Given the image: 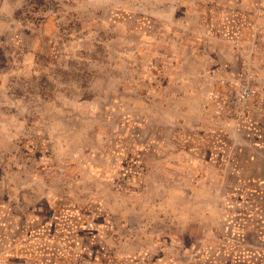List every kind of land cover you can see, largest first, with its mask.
<instances>
[{
    "label": "rangeland",
    "instance_id": "rangeland-1",
    "mask_svg": "<svg viewBox=\"0 0 264 264\" xmlns=\"http://www.w3.org/2000/svg\"><path fill=\"white\" fill-rule=\"evenodd\" d=\"M0 203V264H264V0H0Z\"/></svg>",
    "mask_w": 264,
    "mask_h": 264
},
{
    "label": "crops",
    "instance_id": "crops-1",
    "mask_svg": "<svg viewBox=\"0 0 264 264\" xmlns=\"http://www.w3.org/2000/svg\"><path fill=\"white\" fill-rule=\"evenodd\" d=\"M29 227L31 228L32 226L29 225ZM57 229L58 230L54 232V235H49L48 238L49 240H52V242L54 243L52 247L53 250L47 253V255L49 254L51 257L50 259H48L50 261V264H131V263L136 264L140 262L138 258H132L133 259L132 261L126 259L123 260L122 262L121 261L115 262L104 252L100 253L99 255H96L95 259H93L90 256L89 252L84 251L85 253L83 252V255L77 253L76 248H77V243H79V240H77V238L79 237L77 232L78 230H81V222L78 223L76 222L73 223L72 225L64 224V226H61ZM67 240H70L71 243L70 246L67 245ZM38 251L41 252V254H44L43 250H38Z\"/></svg>",
    "mask_w": 264,
    "mask_h": 264
},
{
    "label": "built area",
    "instance_id": "built-area-1",
    "mask_svg": "<svg viewBox=\"0 0 264 264\" xmlns=\"http://www.w3.org/2000/svg\"><path fill=\"white\" fill-rule=\"evenodd\" d=\"M255 91L252 89L249 83L240 87L238 94L234 100L237 107H246L248 103L253 99Z\"/></svg>",
    "mask_w": 264,
    "mask_h": 264
},
{
    "label": "trees",
    "instance_id": "trees-1",
    "mask_svg": "<svg viewBox=\"0 0 264 264\" xmlns=\"http://www.w3.org/2000/svg\"><path fill=\"white\" fill-rule=\"evenodd\" d=\"M221 143H224V141H222V140H221ZM129 169H130V167H129ZM72 218H73V217H72ZM73 221H76V222H77V221H78V219H77V218H75V219H73ZM78 222H80V221H78ZM77 233H78V235H79V234H81V233H82V231L78 230V232H77Z\"/></svg>",
    "mask_w": 264,
    "mask_h": 264
}]
</instances>
